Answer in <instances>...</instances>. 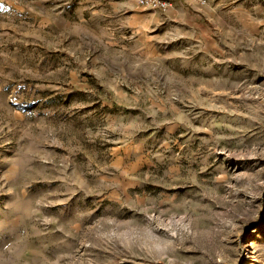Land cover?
I'll list each match as a JSON object with an SVG mask.
<instances>
[{"label":"rangeland","instance_id":"obj_1","mask_svg":"<svg viewBox=\"0 0 264 264\" xmlns=\"http://www.w3.org/2000/svg\"><path fill=\"white\" fill-rule=\"evenodd\" d=\"M0 264H264V0H0Z\"/></svg>","mask_w":264,"mask_h":264},{"label":"built area","instance_id":"obj_2","mask_svg":"<svg viewBox=\"0 0 264 264\" xmlns=\"http://www.w3.org/2000/svg\"><path fill=\"white\" fill-rule=\"evenodd\" d=\"M176 0H135L138 6L155 11H166L173 7ZM187 3L204 7L207 0H185Z\"/></svg>","mask_w":264,"mask_h":264}]
</instances>
